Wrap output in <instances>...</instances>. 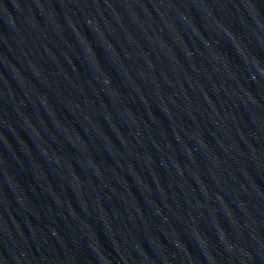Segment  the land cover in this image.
I'll return each mask as SVG.
<instances>
[{
  "label": "water",
  "instance_id": "95a60500",
  "mask_svg": "<svg viewBox=\"0 0 264 264\" xmlns=\"http://www.w3.org/2000/svg\"><path fill=\"white\" fill-rule=\"evenodd\" d=\"M110 66L264 96V0H0V68Z\"/></svg>",
  "mask_w": 264,
  "mask_h": 264
}]
</instances>
